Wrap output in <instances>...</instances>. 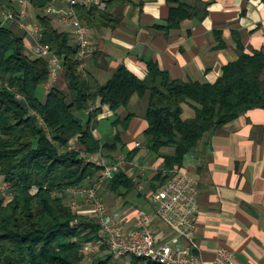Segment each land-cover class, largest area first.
Here are the masks:
<instances>
[{
  "label": "trees",
  "instance_id": "obj_1",
  "mask_svg": "<svg viewBox=\"0 0 264 264\" xmlns=\"http://www.w3.org/2000/svg\"><path fill=\"white\" fill-rule=\"evenodd\" d=\"M15 1L0 0V8L18 24ZM51 3L32 0L31 12L41 28L39 42L61 61L65 89L50 85L46 58L27 54L26 32L18 35L0 21V185L12 194L5 202L0 192V264H106L112 256L104 258L105 250L89 258L82 254L83 246L97 238L99 227L93 217L71 208L65 194L68 188L96 178L100 168L87 163L78 151H69V145L77 143L88 157L101 154L112 163L122 149L118 128H126L133 117L129 114L121 120L115 116L117 111L126 108L133 96L146 98L142 142L155 159H162L153 178L154 191L183 167L200 141L248 110H264V53L247 54L238 40V58L222 67L213 84L172 79L152 61L146 63L143 80L120 65L100 84L85 68L78 69L77 43L56 28L44 11ZM102 3L103 8L76 7L81 22L96 32L118 27L124 11L135 5L134 0ZM194 16L191 6L177 3L169 7L165 25L157 27L178 29L183 20ZM42 88L44 99L39 94ZM104 106L114 113L111 131L97 139L93 132L101 123L98 116ZM184 106L191 109L192 117H183ZM165 149L171 152L163 153ZM134 155L127 154L126 161ZM136 188L122 169L103 183L100 195L108 205L105 195L125 201Z\"/></svg>",
  "mask_w": 264,
  "mask_h": 264
},
{
  "label": "crops",
  "instance_id": "obj_2",
  "mask_svg": "<svg viewBox=\"0 0 264 264\" xmlns=\"http://www.w3.org/2000/svg\"><path fill=\"white\" fill-rule=\"evenodd\" d=\"M134 2V6L124 11L123 20L115 29L90 30L94 52L84 62L85 71L100 84L106 83L120 65L143 80L147 76L148 61L156 63L172 79L213 84L221 76L222 67L238 58V40L245 53H264V0ZM177 3L191 6L195 16L183 20L178 29L157 27L165 25L169 7ZM55 5L65 6L59 0ZM33 20L31 12L28 25L33 24ZM0 21L23 33L16 22H4L1 8ZM53 24L71 36L70 25L61 24L57 18H53ZM24 39L27 54L33 57L34 42L27 34ZM50 85L65 89L63 72ZM144 99L133 96L129 105L119 109L115 115L121 120L133 115L127 127L119 130L122 149L118 148V155L126 159L127 154L136 152L124 169L137 184L132 195L134 199L124 201L112 197L107 205L111 211L118 210L127 217V229L133 226L140 212L152 211L147 195L157 186L153 178L162 163V159H155L142 142L147 128L143 115L147 99L146 102ZM192 115L191 109L184 106L183 117ZM113 116L108 107H102L98 116L101 123L93 132L97 139L107 137L102 124L112 120ZM170 152V149L163 151ZM180 170L197 184L194 253L209 264L215 251L224 248L231 253L235 264H264V110H248L214 135L200 141L185 157ZM114 198L118 201L114 202ZM157 227L161 235H169L159 222ZM103 254L104 258L110 256L107 251ZM131 262L149 264L136 259Z\"/></svg>",
  "mask_w": 264,
  "mask_h": 264
},
{
  "label": "built area",
  "instance_id": "obj_3",
  "mask_svg": "<svg viewBox=\"0 0 264 264\" xmlns=\"http://www.w3.org/2000/svg\"><path fill=\"white\" fill-rule=\"evenodd\" d=\"M32 0H16L18 25L26 31L28 38L34 42L31 51L35 58H46L51 80H56L63 72L61 61L54 56L47 45L39 42L41 28L35 23L28 25ZM58 0L46 8V15L57 18L61 24L70 25L71 38L77 43V60L79 70L85 68V59L94 52L90 41V29L81 22L76 14L78 5L103 8L102 0H59L64 3L60 8L55 5ZM4 22L14 21L9 12H3ZM69 151H78L87 163H94L100 168L99 175L86 185L65 190L68 204L79 215L93 217L99 227L97 238L85 244L82 254L89 258L101 250L107 251L115 258H127L124 264H132L130 259L145 261L149 264H206L202 258L194 253L195 231L198 216V190L196 182L184 171L175 170L171 177L156 190L147 195L153 209L140 212L131 228H126L127 217L117 211H111L100 195L103 183L113 179L114 175L125 169L126 159L115 156L112 163H108L101 154L88 157L84 150L72 143ZM36 189H32L35 193ZM0 192L5 194L6 201L12 199L8 188L0 185ZM58 196L59 194H55ZM163 225L169 235H161L157 224ZM231 253L219 248L209 264H235Z\"/></svg>",
  "mask_w": 264,
  "mask_h": 264
},
{
  "label": "rangeland",
  "instance_id": "obj_4",
  "mask_svg": "<svg viewBox=\"0 0 264 264\" xmlns=\"http://www.w3.org/2000/svg\"><path fill=\"white\" fill-rule=\"evenodd\" d=\"M6 26V25H5ZM15 32H16V34H21L22 35V32L21 31H19V30H17L16 28H15ZM45 89L44 88H42V89H40V91H39V94H40V96L42 97V99H44V93L45 92H43ZM144 101L146 102V98L144 99ZM103 127H104V130H105V132H109V131H111V126H110V122L109 121H105L103 124ZM119 130H122V129H124V128H121V127H119L118 128ZM134 192L135 191H133L131 194H129V197H127L126 199L127 200H129L130 201V199H134V197L132 196L133 194H134ZM111 194H109V195H106V197H108V199H109V197H110V199H109V203L111 202V198H112V195L110 196ZM115 200H117L116 198H114V202H115ZM112 201V202H113ZM118 201V200H117ZM118 203V202H117ZM107 206V205H106ZM84 216H89V215H84ZM90 217V216H89ZM106 253V252H105ZM108 253V252H107ZM104 255V254H103ZM106 258V257H105ZM127 260V258H115V257H112L111 259H110V262L108 263V264H124L125 263V261ZM131 261H132V259H130ZM107 264V263H106Z\"/></svg>",
  "mask_w": 264,
  "mask_h": 264
},
{
  "label": "water",
  "instance_id": "obj_5",
  "mask_svg": "<svg viewBox=\"0 0 264 264\" xmlns=\"http://www.w3.org/2000/svg\"><path fill=\"white\" fill-rule=\"evenodd\" d=\"M80 123L82 122V120L81 119H77Z\"/></svg>",
  "mask_w": 264,
  "mask_h": 264
}]
</instances>
